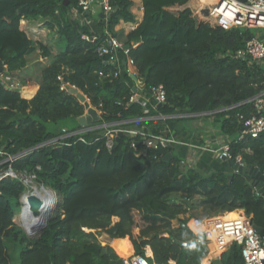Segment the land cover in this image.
<instances>
[{"label": "trees", "instance_id": "obj_1", "mask_svg": "<svg viewBox=\"0 0 264 264\" xmlns=\"http://www.w3.org/2000/svg\"><path fill=\"white\" fill-rule=\"evenodd\" d=\"M140 2L142 18L123 45L128 46L143 89L162 85L166 94L164 105L156 109L146 105L147 114L139 103L129 102L134 94L130 76L113 77L107 57L99 56L98 48L105 45L107 35L94 36L69 18L76 0H0V61L7 71L14 74L25 69L27 58L37 49L43 58L52 59L41 72L33 99L0 86V170L10 166L17 174L34 175L37 184L55 193L46 227L29 238L13 221L21 208L24 184L18 179L2 180L0 264H122L121 257L131 251L144 256L146 246L152 253L147 258L150 264H201L207 250L180 247L189 235L171 223L200 207L209 213L228 212L229 217L240 212L253 226L264 229V198L256 195L242 174L232 173L230 180L221 172L202 175L182 167L175 153L162 161L168 149L138 154L136 150H142L139 137L123 133L108 151L105 130L98 129L81 139L72 137L36 149L60 135L63 128H81L78 118L86 110L70 92L59 89L60 76L100 113V120L92 125L114 127L157 113L213 112L221 120V133L231 138L227 145L231 160L239 156L246 167L264 174V133L257 138L242 135L240 119L255 115L252 105L245 102L262 87L264 69L234 57L245 40L259 31L257 37L264 41V29L211 26L198 17L194 0ZM110 6V33L119 21L134 20L132 0H112ZM39 19L48 29L56 28L57 40L64 43L62 51L50 53L20 31L22 20ZM23 82L33 84L28 79ZM139 124L155 134L164 127L163 121L118 126L127 129ZM133 144H138L136 150ZM9 156L12 162H4ZM177 195L180 201L172 199ZM82 228L106 234L113 248ZM240 250L233 244L210 264H244Z\"/></svg>", "mask_w": 264, "mask_h": 264}, {"label": "built area", "instance_id": "obj_2", "mask_svg": "<svg viewBox=\"0 0 264 264\" xmlns=\"http://www.w3.org/2000/svg\"><path fill=\"white\" fill-rule=\"evenodd\" d=\"M112 0H99L100 9H103L105 15V25L109 22V16L112 12L110 2ZM93 0H76V6L72 9L75 16L84 17L88 15L91 10ZM209 15L203 21L211 26H217L224 30L234 28L238 29H262L264 28V0H214L212 5L208 7ZM82 19H85L82 18ZM83 39L89 40L87 36H82ZM92 38L90 40H94ZM100 57H107V63L113 68V77H119L122 74L131 75L135 71V64L133 59L128 57V47L124 48L115 37L107 35L105 45L98 48ZM119 53L122 54L124 62L120 63L118 58ZM235 58L246 59L249 64L260 65L264 62V41L253 35L245 40L242 48L238 49ZM59 89L61 91L70 92L73 87L64 83L59 76ZM0 86L8 91H20L22 89V82L15 75L7 71L6 66L2 64L0 71ZM149 95L148 101L139 103L143 107L144 114H147L149 109L146 105L149 104L152 109L162 106L166 103V94L162 85L150 86L147 89ZM129 102H135L134 94L130 96ZM245 103L252 105L255 115L244 119L240 116L242 121V135H247L250 138H257L261 133H264V82L260 90ZM100 116V113L97 111ZM165 116H149L141 119L123 121L116 123L117 125L110 126L108 124L81 126L76 131H70L67 128L60 130V135L49 139L36 147L43 148L50 145L63 142L65 139L78 137L81 139L83 134L104 129L105 147L110 151L115 143V139L119 133L129 135L130 137H139L138 144L142 145V150H136L137 145H132L137 151L136 153L145 154L146 151L160 153L161 151L172 147L175 143L171 138L165 134H155L144 129L127 128L121 129L120 126L125 123H135L144 120H164ZM220 157L231 159L228 153V146H223L220 149ZM154 159H158L157 155ZM13 157L9 156L4 162H12ZM235 162L240 166H245L239 156L236 157ZM182 167H185L183 161L180 162ZM11 178L18 179L24 184L25 192L30 184L35 182V176H27L25 174H17L9 166L6 169L0 170V184L3 179ZM36 183V182H35ZM37 184V183H36ZM38 187L49 190L54 201L55 193L49 187L42 184H37ZM257 195V194H256ZM259 196V195H258ZM22 197V196H21ZM261 197V196H260ZM21 209V208H20ZM175 226V227H174ZM173 228H178L182 232H186L189 236L180 241V247L186 248L188 246H198L207 250L205 260L210 256L211 248L213 254L220 256L231 245L240 246L241 258L244 264H264V239L254 230L251 222L242 214L237 213L232 217L215 216L199 218L195 216L185 215ZM166 236V235H164ZM148 255L144 252V256L130 253L121 257L122 264H150L147 260ZM203 259V260H204ZM173 264V262H170Z\"/></svg>", "mask_w": 264, "mask_h": 264}, {"label": "crops", "instance_id": "obj_3", "mask_svg": "<svg viewBox=\"0 0 264 264\" xmlns=\"http://www.w3.org/2000/svg\"><path fill=\"white\" fill-rule=\"evenodd\" d=\"M132 1L133 6L130 8V13L133 15L134 20L119 21V23L114 27L113 33H110L108 25H104L102 20L98 18V14L100 13L99 0H93L90 13L84 16V24L94 36L110 35L115 37L123 45L126 35L136 27L143 14L140 0ZM194 2H196V0H194ZM201 10L199 9V12L197 13L196 11V13L202 20L200 15ZM78 17L81 21L82 18H84L80 16ZM39 21L40 19L22 20L19 27L20 31H22L27 36V38L35 44L38 43V39L43 36V32L50 31L46 25L38 28L37 23ZM42 21L44 24L45 21ZM131 46L135 47L136 44L132 43ZM30 57L27 58L26 67L31 64ZM118 58L120 63L124 62V58L121 53H119ZM260 66L264 69V62H261ZM14 74L17 77L19 76L18 73ZM130 78V85L133 91L135 88V91L133 92L135 102L143 103L148 101L149 95L147 90L143 89L142 80L138 76L136 70L130 75ZM37 88L38 86L35 87V90ZM155 116L167 117L164 120L156 121L164 122V127L161 134H165L175 142L172 145L171 152L175 153L176 156L185 163V168L196 169L202 175H208L212 172H221L227 175H231L233 173L228 161H225L220 157V149L223 146L228 145V143L231 141V138L221 133V120L217 118L213 112L202 114L175 113L171 115L157 113ZM145 121L156 122L155 120H144L141 122ZM135 128L144 129V125L139 124ZM212 250L213 249L211 248L209 253L210 256L206 260H202L201 264H210L211 261H213L212 258L216 255L213 254ZM147 252V255H151L150 250H147Z\"/></svg>", "mask_w": 264, "mask_h": 264}, {"label": "rangeland", "instance_id": "obj_4", "mask_svg": "<svg viewBox=\"0 0 264 264\" xmlns=\"http://www.w3.org/2000/svg\"><path fill=\"white\" fill-rule=\"evenodd\" d=\"M213 1L214 0H196V2H194V5L193 6L196 8L197 13H198L199 12V9L200 10L201 9H208V7H210L212 5ZM68 16H69L70 19L77 20L82 25L86 26L84 24L83 19L81 21L78 16H75L73 14L72 9L68 11ZM44 25H45V23L43 24V21L42 20H40L37 23L38 28H41ZM256 34H257V36H259L260 35V31L258 33H256ZM42 35L43 36H41L38 39V43H41L45 47H48L50 49V53H55L56 51H62L63 50L64 43L59 42L57 40L58 37H57V33H56V28H54L53 30H50L49 32L48 31H45V32L42 33ZM30 61H31V64L28 65V67H26L25 69L21 70L18 73V75H19L18 77H19L20 81L22 82V89L19 91V93L26 100H31L35 96L36 90H37V89L35 90V87L38 85L37 83L40 82L41 72H42V70L45 67H47V66L50 65L52 59H50V58H48V59L43 58L42 57V50H38L37 49L33 53L32 57H30ZM27 79L30 80V81H32L33 84L32 85L31 84H29V85L25 84L23 81L24 80H27ZM33 185L38 186L35 182H33ZM26 189L28 190V188H26ZM53 193H54V191H53ZM172 199H175L177 201H180V198H179L178 195L177 196H172ZM54 202H55V198H54L53 203ZM207 209L208 208H206V207L189 209L187 215L195 216V217H199V218L230 215V213H228V212L226 213L225 211L224 212L218 211L216 213H209L207 211ZM20 210L21 209H17L16 210V215H15L13 221H14L16 227L19 230H21L22 234L25 235V236H27V234L25 233V231L23 230V228L21 226L22 224H21L20 217H19L20 216ZM179 218H182V217L181 216H177L174 219H172V222H171L172 225H176L178 223V221H179L178 220ZM115 220H117V219H113L112 221H115ZM82 230L85 233H92V234L97 235L98 241L100 243H102L103 245L104 244H109L111 246L113 240L109 239L106 234H104L102 232H96V230H91V229H88V228H82ZM137 232H138V230H135V233H137ZM164 235H167V234L166 233L160 234V236L165 237ZM144 249H145L144 250L145 253H148L147 250H150V253H151V249H150L149 246H146ZM131 252L134 253L133 251H131ZM151 255H152V253H151ZM151 255L148 254V257H151ZM216 257L218 258V256H214L212 258V260L217 259ZM14 259H16V257Z\"/></svg>", "mask_w": 264, "mask_h": 264}, {"label": "water", "instance_id": "obj_5", "mask_svg": "<svg viewBox=\"0 0 264 264\" xmlns=\"http://www.w3.org/2000/svg\"><path fill=\"white\" fill-rule=\"evenodd\" d=\"M244 1V0H242ZM200 15L204 18H206L209 15V10L208 9H202L200 11ZM105 15L103 12V9H100V13L98 14V18L102 20L103 24L105 25ZM128 46H124V48H127ZM2 69V62L0 61V71ZM135 91V88H134ZM70 93L76 97L79 103H81L85 110L86 113L78 118V123L80 126H89L94 123H97L100 120V116L97 113V111L92 108L85 98V96L75 90L74 88L70 90ZM159 107V106H158ZM121 133H119L115 139V141L118 140L119 136ZM168 153L164 156L162 161L167 162L172 158V147L168 148ZM223 160H227L228 163L230 164L233 173H239L242 174L247 183H249L252 188L254 189L255 193L262 198H264V174H262L256 167H246V166H240L238 165L235 161L231 159H225L222 158ZM232 178V175L228 176V180ZM23 198H26V202L29 207V211L31 212L32 217L36 218L39 217L41 221L35 225H32L30 227L29 232L27 233V236L29 238H34L37 237L42 230L46 227V224L50 218V215L53 210V205L48 209V211H42V203L41 201L34 195H28L20 198V204L21 207L23 206ZM54 204V203H53ZM254 230L260 235L261 238L264 239V229H261L257 226H253Z\"/></svg>", "mask_w": 264, "mask_h": 264}, {"label": "bare ground", "instance_id": "obj_6", "mask_svg": "<svg viewBox=\"0 0 264 264\" xmlns=\"http://www.w3.org/2000/svg\"><path fill=\"white\" fill-rule=\"evenodd\" d=\"M28 195H34L41 201L42 211H48V209L53 205L52 194L47 189L30 184L27 194L24 197ZM19 217L22 224L21 226L26 234L29 232L32 225H35L41 221L39 217H32L26 202V198H23V206L21 207Z\"/></svg>", "mask_w": 264, "mask_h": 264}]
</instances>
